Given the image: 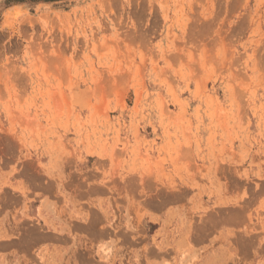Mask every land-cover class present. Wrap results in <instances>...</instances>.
Listing matches in <instances>:
<instances>
[{
    "label": "rangeland",
    "instance_id": "rangeland-1",
    "mask_svg": "<svg viewBox=\"0 0 264 264\" xmlns=\"http://www.w3.org/2000/svg\"><path fill=\"white\" fill-rule=\"evenodd\" d=\"M23 156L148 231L162 199L264 214V0H0V160Z\"/></svg>",
    "mask_w": 264,
    "mask_h": 264
},
{
    "label": "crops",
    "instance_id": "crops-1",
    "mask_svg": "<svg viewBox=\"0 0 264 264\" xmlns=\"http://www.w3.org/2000/svg\"><path fill=\"white\" fill-rule=\"evenodd\" d=\"M26 158L0 160V264H92L80 261L91 252L94 264H264L263 203L252 205L249 219L235 215L230 195H214L193 218L162 199L140 207L148 231L135 206L117 197L92 204L44 186L42 172ZM28 167L38 184L29 181ZM93 211L100 229L92 230Z\"/></svg>",
    "mask_w": 264,
    "mask_h": 264
}]
</instances>
